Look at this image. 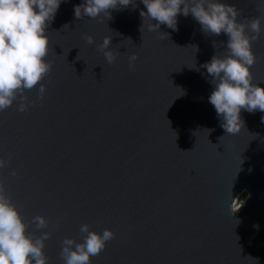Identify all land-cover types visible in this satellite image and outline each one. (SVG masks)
I'll return each mask as SVG.
<instances>
[{"label": "water", "instance_id": "95a60500", "mask_svg": "<svg viewBox=\"0 0 264 264\" xmlns=\"http://www.w3.org/2000/svg\"><path fill=\"white\" fill-rule=\"evenodd\" d=\"M83 2L62 0L48 27L43 99L37 86L26 111L19 100L0 111V159L9 161L0 179L26 220L49 221L40 230L52 233L48 264H63L61 241L80 240L85 223L116 237L91 264H264V112L242 111L245 127L227 134L202 67L228 37L182 14L176 30L149 31L156 21L146 20L142 33L140 0L110 20L77 19ZM224 2L242 9V22L264 16L261 0ZM105 37L111 64L99 49ZM253 50L264 87V31Z\"/></svg>", "mask_w": 264, "mask_h": 264}, {"label": "clouds", "instance_id": "9594fccd", "mask_svg": "<svg viewBox=\"0 0 264 264\" xmlns=\"http://www.w3.org/2000/svg\"><path fill=\"white\" fill-rule=\"evenodd\" d=\"M140 2L146 8V11H140L144 22L140 29L142 33L146 20L156 21L149 25V31L159 30L161 25L176 30L178 16L182 14L185 17L191 15L207 35L225 34L228 37L223 54L217 53L210 62L202 65L214 85L209 103L214 106L221 119V127L227 134H238L245 127L242 111L264 112V87L254 82L252 72L258 61L253 42L264 31V16L245 18L242 22L238 19L242 9L224 0ZM61 3L62 0H0V111L8 109L17 100L20 101L18 111H26L29 104L36 101H30L25 93L37 86L38 98L43 99L46 85L41 82L53 67L46 59L50 42L47 30ZM261 4H264V0H261ZM261 4L257 5V10H260ZM130 5L133 8L137 6L135 0H84L74 7V14L77 19L106 16L110 20L112 10H121ZM85 38L89 44L94 43L91 35ZM111 43L112 37H105L99 46L110 64L117 58V54L111 50ZM213 46L217 47L215 41ZM79 57L80 54L76 59L81 60ZM137 58L136 54L129 57L133 69ZM8 162L0 159V169L5 168ZM32 225L35 231L29 232ZM48 227L49 221L41 215L26 220L0 179V264H48L45 248L52 233L40 232ZM79 233L80 240L65 238L61 241L60 259L63 264H91V258L98 256L107 243L116 238L112 230L97 232L90 230L87 223L80 226Z\"/></svg>", "mask_w": 264, "mask_h": 264}, {"label": "rangeland", "instance_id": "374dc122", "mask_svg": "<svg viewBox=\"0 0 264 264\" xmlns=\"http://www.w3.org/2000/svg\"><path fill=\"white\" fill-rule=\"evenodd\" d=\"M247 196H248V193H247V192H244L243 194H241V195L239 196V198H237V200H236V204H237L238 206L241 205V204L246 200Z\"/></svg>", "mask_w": 264, "mask_h": 264}, {"label": "bare ground", "instance_id": "6f19581e", "mask_svg": "<svg viewBox=\"0 0 264 264\" xmlns=\"http://www.w3.org/2000/svg\"><path fill=\"white\" fill-rule=\"evenodd\" d=\"M236 206H238V205L236 204Z\"/></svg>", "mask_w": 264, "mask_h": 264}]
</instances>
